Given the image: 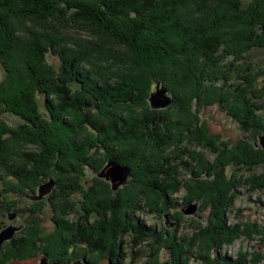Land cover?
<instances>
[{
  "label": "trees",
  "instance_id": "trees-1",
  "mask_svg": "<svg viewBox=\"0 0 264 264\" xmlns=\"http://www.w3.org/2000/svg\"><path fill=\"white\" fill-rule=\"evenodd\" d=\"M244 1L248 0H0V11H7L0 13L3 24L0 63L6 70V79L0 85V107L22 121L19 129L0 127V173L24 181L34 191L49 176L78 178L84 175L85 168L97 172L112 160L132 168L134 180L125 192L134 190L138 184L157 189L140 188L151 192L148 199L121 197L118 192L104 201L90 202V208H85L86 215L73 221L67 218L74 206L64 196L60 211L65 214L61 219L54 217L59 227L52 235L56 240L46 244L49 235L35 224L33 248L39 243L42 248L25 253L32 249L28 242L32 228L21 230L0 249V264L13 256L24 259L29 254H44L50 260L61 262L84 259L85 264H100L104 260L107 264H137L141 256L138 248L153 241L160 247L159 254L168 250L171 258L160 263L152 259L146 264H189L186 259L190 260L191 255L201 264L240 262L231 259L220 262L208 249L232 244L238 234L228 226L226 213L236 196L235 173L244 163L236 156L249 143L222 153L213 149L205 137H200V142L197 136L205 132L204 127L200 132L197 122L187 124L190 97L186 92L182 97L176 86L183 80L193 83L195 79L201 86V91L195 94L199 103L203 100V89L209 94L215 92L218 81L206 75L215 72L223 62L243 60L251 47H264V1H257L254 6ZM225 25L235 26L238 34L233 38L237 42L244 40L247 50L232 48L220 37ZM76 30L82 32L83 39H76ZM6 35L11 41L15 37L14 47L8 44L6 49L2 48ZM13 48L24 60L26 71L11 66L5 58H12ZM50 52L61 62L59 70L48 61ZM193 54L203 63V71L193 72L192 68L199 65L192 61ZM205 70H209L206 75ZM242 71L240 87L234 91L224 87L230 78L222 75L218 90L222 93H214L216 97L205 100L226 107L245 129L260 128L264 133V125H252L247 109L249 106L254 112L258 110L250 100L264 96L254 85L262 76L250 75L251 64ZM25 72L29 74L26 77ZM158 83L169 87L174 97L171 107L184 106V114H178L183 118H175L171 109H133L134 104L146 100L153 84ZM247 89H250L248 97L243 93L247 94ZM183 127L190 135L186 142L180 136ZM20 138L23 146L10 148V142ZM28 140L27 147L23 141ZM206 148L211 149L210 153L218 152L216 159L201 165L185 160L183 165L190 170L192 179H180L175 169L179 167L176 160H180V152L192 155ZM256 150L259 151L256 153L247 147V155H257L246 158L261 166L264 151ZM230 165L235 172L228 177L226 170ZM252 175L256 178L261 172L255 171ZM78 179L76 183L73 181V190L79 184ZM81 188L84 187L81 185ZM31 191L25 190L23 194ZM182 191L188 206L194 201H203L212 207V222L202 229L196 228L192 236H178L179 220L175 228L158 232L136 218L139 211L153 213L174 207L173 196ZM106 201L115 213H103V218L101 212ZM124 207L128 210L117 214ZM248 226L256 227L251 223ZM163 232L167 233L162 235ZM129 242L131 247L127 251ZM72 247H76L74 253H70ZM149 249L150 253L157 251L153 245ZM193 250L201 254L195 255Z\"/></svg>",
  "mask_w": 264,
  "mask_h": 264
},
{
  "label": "rangeland",
  "instance_id": "rangeland-1",
  "mask_svg": "<svg viewBox=\"0 0 264 264\" xmlns=\"http://www.w3.org/2000/svg\"><path fill=\"white\" fill-rule=\"evenodd\" d=\"M257 1H264V0H248L244 2L250 4L251 6L252 5L254 6L257 5ZM5 12L7 11L4 9H1L0 11V13H5ZM187 19H189L190 22L192 20L189 18L188 14H187ZM2 25L3 24L0 23V29H2L3 27ZM22 30L24 31L25 29L22 28ZM80 33L82 32H80L79 30L75 31L76 39L81 40L82 37L80 35L82 34ZM237 34L235 33V26L225 25L224 27L221 28L220 37H222V39H226L227 43H229L228 46H231L232 48L247 50L248 48L244 47V40H240L237 42L235 38H233ZM242 36L243 35H240V37ZM5 38H7V41L5 42L4 45L2 44L3 49H6V45L8 44H10L13 47L14 45H16L17 41L14 36L12 41L8 40L9 37L7 35ZM158 39L161 41L160 37ZM12 52H13V54L11 53L12 58H14L15 56L14 59L8 56L5 58L8 60L9 63H11V66H15V67L19 66L21 70L24 71L25 62L24 60L22 61V59L20 58V54L18 50L13 48ZM47 57H48V61L54 64L57 70L61 68V62L55 53L50 52ZM192 61L196 62L195 64H199L197 68H192L193 72L198 73L200 71H203L202 68L203 63H201L200 60H198L195 55L192 56ZM247 64L252 65V71L250 73L252 77H255L256 75H258L259 77L262 76L261 79L254 81L255 82L254 85L258 88V90L263 91L261 96L264 95V47H253V48L251 47V50L248 53H246L245 58L243 60L240 59L239 61H234L232 63L223 62L222 65H219L217 67V70L215 72L212 71L208 75L206 74L209 73V70H205L204 75H206V77L213 76L212 78L218 79V81L215 84V89H213L215 92L211 93L213 94V96L208 92H206L205 89H203V91L201 92V95L203 96L202 98L203 100L199 103H196L195 94H198L201 91V86L197 85L198 82H195L196 81L195 79L193 83H191V81L188 80H183L182 84L176 81V83L178 84L177 86L175 84V86L177 87L176 91H179L180 95L184 92V94L188 93L190 97L188 101L189 105L186 108V111L189 113L186 115L185 118L186 120H188L187 124L192 122H197V124L201 127L200 132L204 127L203 131L205 132L202 135L198 134L197 136L199 137L198 140H200V142H202L200 137H205L206 141L209 142L211 146L214 147L213 149L217 151H221L222 153H224L226 150H230V151L236 150L235 147L236 146L240 147L244 145L245 144L244 142L249 143L243 146L241 154H238L236 156L238 157L236 159H239L241 161L243 160L244 163L241 164V166L239 167V171L235 173L236 175L233 181L234 184L237 183V189L235 192L236 196L234 198V204L228 209L226 213L227 214L226 217L228 219L227 220L228 226L232 228L231 231L236 230L238 234L232 240V244L222 245V248H213L212 246H209L210 248L208 249V251L212 250L211 252L213 253V255H215L214 257L217 256L220 262H225L226 260L231 259L232 261L240 260L238 264H264V164L261 166L253 164L254 162L249 158L247 159L246 157L250 155L256 156L257 154L247 155L245 152V149L247 147L252 148L253 150L256 151V153L259 151L256 149H261L264 151V147L260 142V137L261 134H263V130H261L260 128L257 129L255 127L245 129L238 120H236L232 115H230L226 107L223 108L224 106H221L219 103L210 104L211 102L209 100H205L206 98L209 97H211V99L213 97H216L217 95H215L214 93H218V94L222 93L218 91L221 88L222 75H224L228 79L230 78V81L227 82L226 86L224 87H228V89L231 91H234L237 89V87H240L238 85L241 82H243V80L239 78L240 77L239 75L243 73L242 69L246 67ZM204 69L206 68L204 67ZM15 72L17 73L18 71L15 70ZM25 74H26L25 77L29 75L26 72ZM145 74L147 76L148 75L150 76L149 72H146ZM5 79H6V70L3 67V65L0 63V85L5 81ZM171 79L174 81L173 77H171ZM156 89H157V84H153L150 95L146 98L145 101H139L136 104H134L133 109L138 108L144 111L146 108L156 111L171 109L172 111H174L172 114L175 118L176 117L183 118L182 116L178 115V114L181 115L184 114L183 111L185 110V108L183 105L180 106V104H178L176 105L175 108H173L171 107L173 102H171L169 106L167 105L165 107H160V108L152 107L149 98L152 92L155 91ZM249 90L250 89H247V94L243 92L246 97L249 96ZM144 91H146L145 88L143 89V92ZM168 94L172 95L170 89L168 91ZM172 98L174 100V97ZM0 99H2V95L0 96ZM41 100H43V97H41ZM253 103L257 105L258 110H255L254 112L253 108L248 106L247 109L250 112L248 113L249 119L251 120L253 126H256V124L264 125V96L261 97L260 99L251 98L250 104ZM192 119L194 121H192ZM21 122L22 121L19 117L5 112L3 110V107L2 108L0 107V127L7 125L10 127L16 126L17 128L19 127V124ZM180 136H183L182 141L186 142L190 140V135L187 133V130H185L184 127L181 130ZM21 138L19 141L13 140L12 142H10L9 144L10 148L18 149L21 146H23V143L21 142ZM23 142L26 143L28 147L29 140L27 142L26 141ZM210 150H211L210 148H206L203 149L202 152H194V154L192 155L188 153L182 154V152H180L181 158L180 160H176L177 165H179V167L176 166L175 168L178 169L179 178L180 179L188 178L190 180L192 179V177H189L190 170L186 169L185 165H183V162L185 160H188L191 163L196 161L197 164L199 165H201L202 162L207 164V160H209L210 162L215 160L216 156L218 155V152L214 154V153H210ZM110 161L111 160H108L105 163V165L103 164V166H101L97 172L95 170H91L90 168H85L84 175L78 177L79 179L77 177L71 179L70 177H65V176L63 177L49 176L47 179L41 181L38 184V186L34 189L35 192L31 191V187H29L27 183H24V181L21 182L20 180H17L15 177L0 173V231L6 229L9 226L21 227L19 231L16 230L13 236L14 238L18 235V233L21 230L32 228V230L29 231V233L31 234L28 236L29 248L32 249L31 250L27 249L25 253H29L30 251L33 250L37 251L41 249L42 246L39 245L40 244L39 243L38 245L36 244L35 248H33V240L35 239L33 235V231L35 228V224L39 225L37 228L40 229L42 228L41 229L42 232L49 235L48 237L49 239L46 238L45 240L46 244L52 240H56L52 235L53 232H55V230L59 227L56 225L54 217L58 216V218H60L61 215H63V213L65 214V212L62 213L60 211V208H63L62 199L64 198V196H68L67 198H69V201H72V206H74L73 209L68 211L70 212V216L67 218L68 220L73 221L80 218L82 215L84 216L86 215L85 208L87 206L88 208H90L89 205L94 204V202L96 201H100V200L104 201L107 198V196H112V194L117 195V193L119 192V195H121V197H126L127 195H130L136 198L142 197L143 199H148L149 198L148 193L151 192L149 190L148 192H144L142 190L140 191V188L143 187L151 188L153 191L156 189L152 185H150V187H147L148 185L146 184H138L135 186L134 190L130 192H125L127 187L131 186L132 180H134V177L132 175V168L128 165H124L129 168V171L125 173L126 175L125 181L114 187L113 185L114 183L110 179H107V177L105 176H100V173L102 172L103 169H105V167L109 164ZM199 171L202 173L203 170L199 169ZM255 171L261 172V175L254 178L252 174L255 173ZM234 172H235L234 167H232L231 165L227 167L226 174L228 177L231 176ZM203 177L204 176H201L200 178ZM50 179H54L56 182L54 187L51 189V191L48 194H46L42 199H33L32 196L39 193V187L45 182H48ZM77 179L79 181V184H77L76 185L77 188L74 187L75 190H73L72 189L74 185L73 181H75L76 183ZM80 184L84 188L79 189V187H81ZM65 187H67L68 189L63 190V188ZM28 189L31 192L28 194H23V192L25 190L28 191ZM86 192H88V195L85 197ZM157 195H160V192H157ZM184 196H185V192L183 191L182 193L173 196V198L176 199L174 202L176 204L172 208L163 211L153 212V213L149 212V210H143L137 212L135 216L136 218L139 219V221H141L147 226L150 227L152 226L158 232L164 231L165 228L169 230L175 228L177 226V220H179L180 225L178 227V236L181 238L192 236L196 228L202 229L210 221L212 222L213 219L211 216L212 207L211 205L205 204L203 201H194L191 204H196V208L194 209V213H190L191 207L190 205L189 207H187L188 205L186 203V200L184 201ZM38 200L41 203H37L35 205L34 201H38ZM125 200L126 199H124V201ZM109 203L108 201H106L104 204L105 210L101 212L103 218H104V214L110 215L111 213H115ZM121 210L122 211H118L117 214L122 212L124 213V211H127L128 209L124 207ZM174 215H177V217H175ZM249 223H251V225L256 227L255 228L249 227L248 226ZM166 233L167 232H163L162 235ZM232 235L233 232L231 233V236ZM11 240L7 241L0 249H2ZM205 242L209 243L206 240ZM41 244H43V242ZM130 244L131 243L129 242L127 246L128 247L127 251H130V247H131ZM152 245L157 250L154 253L153 252L150 253L149 248ZM69 249H70V253L72 251L74 253L76 247L74 248L72 247ZM138 249H140L141 256H139L138 259L139 262L137 264H146V262H149L152 259L153 262L160 263L165 261L166 259L168 260L169 258H171L168 250L162 251L159 254L160 247L156 244L155 241L144 243ZM194 251H195L194 253L195 255L201 254V252H198L197 250H193L192 253ZM129 253L130 256L132 257L133 255L132 252ZM43 255L44 254L42 255L39 254L35 256L29 254V256L24 257V259L22 258L14 259L13 256L9 260L7 261L5 260V264H39L40 259ZM78 260H81L83 264H85L84 259H75V260H68L63 262L74 263ZM186 260L188 261L189 264H201L200 260L198 259L196 260L193 255H191L190 260L189 259ZM100 264H107V261L106 260L101 261Z\"/></svg>",
  "mask_w": 264,
  "mask_h": 264
},
{
  "label": "water",
  "instance_id": "water-1",
  "mask_svg": "<svg viewBox=\"0 0 264 264\" xmlns=\"http://www.w3.org/2000/svg\"><path fill=\"white\" fill-rule=\"evenodd\" d=\"M168 87L164 84L158 83L157 89L152 92L149 100L153 108H160L169 106L171 102H173L172 95L168 94ZM260 142L264 147V135H261ZM129 171L127 166H124L120 163L110 161L109 164L102 170L100 176H105L107 179H110L116 187L118 184L125 181L126 175L125 173ZM55 180L50 179L48 182H45L39 187V193L32 196L33 199H42L46 194H48L51 189L55 185ZM191 207L190 213H194V209L196 208V204H189ZM189 207V206H188ZM188 212V211H187ZM21 227H13L9 226L6 229L0 231V248L9 240H11L16 232V230H20ZM39 264H83L81 260L76 262H61L57 260H50L47 255H43L40 259Z\"/></svg>",
  "mask_w": 264,
  "mask_h": 264
},
{
  "label": "bare ground",
  "instance_id": "bare-ground-1",
  "mask_svg": "<svg viewBox=\"0 0 264 264\" xmlns=\"http://www.w3.org/2000/svg\"><path fill=\"white\" fill-rule=\"evenodd\" d=\"M262 135H264V133Z\"/></svg>",
  "mask_w": 264,
  "mask_h": 264
}]
</instances>
